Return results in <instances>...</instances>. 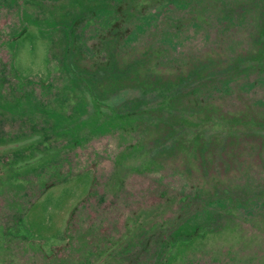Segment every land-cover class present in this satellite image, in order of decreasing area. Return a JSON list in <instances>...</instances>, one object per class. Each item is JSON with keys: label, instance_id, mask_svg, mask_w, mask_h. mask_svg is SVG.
<instances>
[{"label": "rangeland", "instance_id": "rangeland-1", "mask_svg": "<svg viewBox=\"0 0 264 264\" xmlns=\"http://www.w3.org/2000/svg\"><path fill=\"white\" fill-rule=\"evenodd\" d=\"M0 264H264V0H0Z\"/></svg>", "mask_w": 264, "mask_h": 264}]
</instances>
